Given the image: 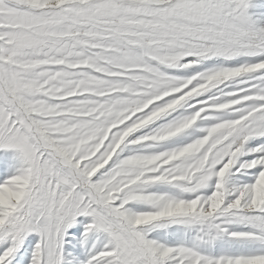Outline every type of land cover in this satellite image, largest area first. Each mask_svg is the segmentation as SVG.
<instances>
[{
	"label": "snow or ice",
	"instance_id": "1",
	"mask_svg": "<svg viewBox=\"0 0 264 264\" xmlns=\"http://www.w3.org/2000/svg\"><path fill=\"white\" fill-rule=\"evenodd\" d=\"M0 264H264V0H0Z\"/></svg>",
	"mask_w": 264,
	"mask_h": 264
}]
</instances>
